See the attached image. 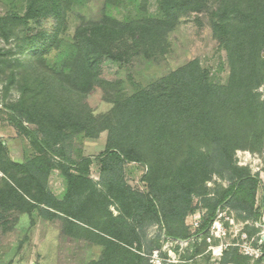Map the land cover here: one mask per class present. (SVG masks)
Returning <instances> with one entry per match:
<instances>
[{"label":"trees","instance_id":"obj_1","mask_svg":"<svg viewBox=\"0 0 264 264\" xmlns=\"http://www.w3.org/2000/svg\"><path fill=\"white\" fill-rule=\"evenodd\" d=\"M218 1L216 11L211 13L212 29L227 53L228 83H209L195 61L122 103L114 101L115 109L107 117L111 122L121 120V116L127 118L120 138L132 140V145H139L148 135L160 140L174 128L180 131V140H201L210 151L202 154L188 142L178 166H159L145 177L148 192L134 189L124 178L125 164L139 160L137 146L129 151L109 149L101 159L100 183L89 176V158L73 166L59 164L56 167L67 182L66 192L59 199L43 183L54 167L58 146L69 138L66 131L85 130L95 135L88 124L79 120L80 98L101 82L98 70L104 59L127 63L139 54L152 58L165 53L166 35L175 30L182 17L201 13L203 0H161L158 17L122 22L105 16L101 21L82 25L67 60L74 72L60 73L49 84L43 80L44 72H37V65L47 54V43L56 40V30L48 35L41 28L51 16L56 19L57 30L61 29L65 21L63 0H29L25 15L17 16L15 23L28 26L21 42L31 51V59L23 63L21 75L26 84L33 81V89H23V106L18 104L14 109L21 118L40 127L43 143L33 139L40 155L26 163L0 162L8 165L0 169L7 179L0 190V206L20 212L37 208L47 219L62 217L69 234L83 226L93 229L92 235L94 230L99 231L101 235L96 237L106 252L94 264H137L134 260L141 256L129 248H141L142 235L155 225H164L169 237L187 239L183 223L196 209L193 198L214 174L231 172L236 183L223 192L218 203L207 206L201 231L210 229L217 206L222 203L252 215L259 182L247 169L235 165L234 151L246 149L243 143L247 140L251 143L247 147H252L263 134L264 100L257 90H264V0ZM13 77L16 76L12 75V80ZM77 122L81 123L74 124ZM3 148L0 142L2 152ZM164 149L165 144L159 156ZM165 167L161 176L160 169Z\"/></svg>","mask_w":264,"mask_h":264},{"label":"rangeland","instance_id":"obj_2","mask_svg":"<svg viewBox=\"0 0 264 264\" xmlns=\"http://www.w3.org/2000/svg\"><path fill=\"white\" fill-rule=\"evenodd\" d=\"M28 1L0 0V142L4 147L3 152L0 150V162L26 163L40 155L33 139L43 143L40 127L21 118L14 109L18 104L23 106L20 104L23 89H33V81L26 84L21 75L23 63L31 59V51L26 50L25 43L21 42L28 26L23 22L15 23L17 16L25 15ZM218 3V0H203L201 13L182 17L175 30L165 37V53H158L152 58L139 54L127 63L104 59L98 70L101 82L80 98L82 117L79 120L88 124L95 135L85 130L80 133L66 131L69 138L58 146V155L53 157L54 167L43 183L48 191L62 199L67 182L56 166H73L86 158L91 161L89 176L100 183L101 159L109 149L117 147L119 151H129L130 147L137 146L139 160L125 164L124 178L134 189L142 192L149 191L145 177L151 174L153 168H174L182 162L188 142L202 154L210 151L201 140H180V131L174 128L160 140H154L150 135L142 139L140 134V144L132 145L135 144L132 140L120 138L121 126L127 118L121 116V120L115 118L111 122L107 117L115 109L114 101L122 103L195 61L201 75L205 74L209 83H228L230 68L227 53L214 37L212 29L211 13L216 11ZM160 4L161 0H63L65 21L61 29L57 30L56 19L51 16L42 24L41 29L48 35L56 30V40L47 43L44 51L47 54L37 65V72H44L46 84L54 78L58 79L60 73L74 72V67L69 66L67 60L72 51L70 45H73L76 32L82 25L101 21L105 16L122 22L158 17ZM262 56L264 58V50ZM12 75L16 76L13 80ZM108 83L113 86L109 87ZM257 92L264 100L263 88ZM148 125L151 128V124ZM262 131L259 142L253 141V146L247 147L251 144L247 140L243 143L246 149L234 151L235 165L247 169L259 182L254 213L249 215L230 209L225 203L219 204L210 229L201 231L207 206L218 203L223 192L236 183L231 172L214 174L193 198L196 209L183 223L187 239L169 237L164 225H155L142 235L141 248L136 245L129 248L135 255L141 256L140 259L135 258L134 263L264 264V126ZM164 144L165 149L161 150L164 153L159 156V149ZM161 162H169V165ZM166 167L160 169L161 176ZM1 168H8V165L4 163ZM5 180L0 170V190ZM31 194H36L34 189H31ZM25 199L31 201L28 195ZM25 207L29 209L28 205ZM112 210L117 214L114 208ZM65 230L62 217L47 219L37 208L20 212L4 210L0 206V264H94L103 259L106 249L96 237L101 235L99 231L94 230L92 235L90 231L93 229L87 226L70 234Z\"/></svg>","mask_w":264,"mask_h":264}]
</instances>
